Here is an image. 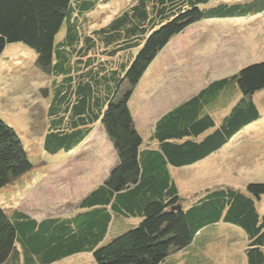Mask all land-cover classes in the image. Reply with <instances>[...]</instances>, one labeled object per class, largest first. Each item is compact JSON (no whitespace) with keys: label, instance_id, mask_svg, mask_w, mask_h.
<instances>
[{"label":"trees","instance_id":"obj_1","mask_svg":"<svg viewBox=\"0 0 264 264\" xmlns=\"http://www.w3.org/2000/svg\"><path fill=\"white\" fill-rule=\"evenodd\" d=\"M130 1L90 29V15L110 0H0V56L23 44L51 79L40 89L45 98L50 93L45 152L69 156L97 125L116 152L106 180L66 216L37 220L0 204V264H62L81 256L91 264H215L206 252L209 245L223 251L219 242L229 264H264L257 207L264 182L182 196L175 179L261 120L254 96L264 90V58L209 80L161 115L147 140L129 108L151 63L176 36L204 23L218 35L223 21L258 19L264 0ZM32 168L19 136L0 118V190ZM235 240L241 248L232 261Z\"/></svg>","mask_w":264,"mask_h":264},{"label":"rangeland","instance_id":"obj_2","mask_svg":"<svg viewBox=\"0 0 264 264\" xmlns=\"http://www.w3.org/2000/svg\"><path fill=\"white\" fill-rule=\"evenodd\" d=\"M129 3L130 0H110L99 7L88 18L90 29L103 27ZM212 25L204 23L176 36L151 63L140 87L135 88L129 108L144 140L161 115L209 80L235 74L264 58V14L234 24L237 30L234 28V34L226 39H212ZM50 80L37 66L35 52L23 44L8 45L0 56V118L19 136L33 165L18 181L0 190V204L6 209H20L37 220L72 213L89 192L106 180L116 164V152L98 125L69 156L45 152V113L50 93L45 98L40 89ZM254 102L261 120L244 129L229 149L193 169L176 175L173 172L180 195L189 196L221 184L242 189L248 183L264 182V90L254 96ZM257 207L264 215V197ZM238 240L230 243L231 260L232 254L240 252ZM218 245L227 251L226 245ZM208 248L206 254L213 263L229 264L223 251L217 253L213 245ZM88 259L81 256L62 264H91Z\"/></svg>","mask_w":264,"mask_h":264},{"label":"crops","instance_id":"obj_3","mask_svg":"<svg viewBox=\"0 0 264 264\" xmlns=\"http://www.w3.org/2000/svg\"><path fill=\"white\" fill-rule=\"evenodd\" d=\"M227 23H229V21H223V28H221V29H219L220 31L221 30H223L224 32L223 33H219L218 35H215L216 36V38L217 39H226V38H228V37H225V36H228V35H230V36H232L233 34H234V28L236 29V27L237 26H235V25H233V26H231L232 24H234V23H232V24H227ZM237 24H239V23H237ZM229 27V28H228ZM226 28V29H225ZM237 30V29H236ZM215 39V38H214ZM173 108V107H172ZM167 112V111H166ZM155 123V122H154ZM154 123H153V126H154ZM103 132V131H102ZM222 152V151H221ZM220 152V153H221ZM212 158V157H211ZM204 163V162H203ZM200 164H202V163H200ZM200 164H198V165H196V166H194V167H191L192 169L193 168H195V167H197V166H199Z\"/></svg>","mask_w":264,"mask_h":264},{"label":"water","instance_id":"obj_4","mask_svg":"<svg viewBox=\"0 0 264 264\" xmlns=\"http://www.w3.org/2000/svg\"><path fill=\"white\" fill-rule=\"evenodd\" d=\"M178 209H179V207H178Z\"/></svg>","mask_w":264,"mask_h":264}]
</instances>
